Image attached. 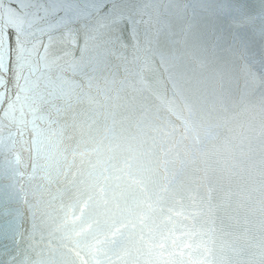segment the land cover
Masks as SVG:
<instances>
[{
    "label": "water",
    "instance_id": "1",
    "mask_svg": "<svg viewBox=\"0 0 264 264\" xmlns=\"http://www.w3.org/2000/svg\"><path fill=\"white\" fill-rule=\"evenodd\" d=\"M0 264H264V0H0Z\"/></svg>",
    "mask_w": 264,
    "mask_h": 264
}]
</instances>
